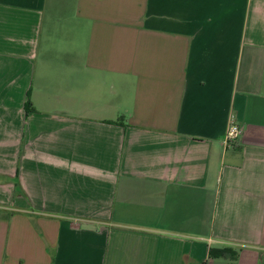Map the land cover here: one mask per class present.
<instances>
[{"label": "crops", "instance_id": "1", "mask_svg": "<svg viewBox=\"0 0 264 264\" xmlns=\"http://www.w3.org/2000/svg\"><path fill=\"white\" fill-rule=\"evenodd\" d=\"M0 264H264V0H0Z\"/></svg>", "mask_w": 264, "mask_h": 264}, {"label": "built area", "instance_id": "2", "mask_svg": "<svg viewBox=\"0 0 264 264\" xmlns=\"http://www.w3.org/2000/svg\"><path fill=\"white\" fill-rule=\"evenodd\" d=\"M241 134V128L233 123H230L223 137V148L225 150L233 149Z\"/></svg>", "mask_w": 264, "mask_h": 264}, {"label": "trees", "instance_id": "3", "mask_svg": "<svg viewBox=\"0 0 264 264\" xmlns=\"http://www.w3.org/2000/svg\"><path fill=\"white\" fill-rule=\"evenodd\" d=\"M30 106H31L30 103L27 102L26 111H28V107ZM26 114H28V112H26ZM225 255H229L231 259H235L236 257V253L229 252L228 250H211L210 251V257L212 258H221Z\"/></svg>", "mask_w": 264, "mask_h": 264}, {"label": "rangeland", "instance_id": "4", "mask_svg": "<svg viewBox=\"0 0 264 264\" xmlns=\"http://www.w3.org/2000/svg\"><path fill=\"white\" fill-rule=\"evenodd\" d=\"M81 42H82V36L79 35V41H78L79 45H81Z\"/></svg>", "mask_w": 264, "mask_h": 264}]
</instances>
